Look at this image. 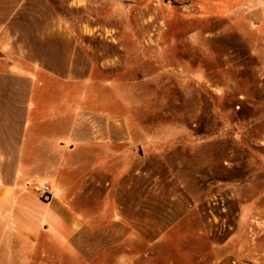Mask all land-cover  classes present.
I'll return each mask as SVG.
<instances>
[{
	"label": "rangeland",
	"instance_id": "rangeland-1",
	"mask_svg": "<svg viewBox=\"0 0 264 264\" xmlns=\"http://www.w3.org/2000/svg\"><path fill=\"white\" fill-rule=\"evenodd\" d=\"M24 103L83 219L51 264H264V0H0Z\"/></svg>",
	"mask_w": 264,
	"mask_h": 264
},
{
	"label": "crops",
	"instance_id": "crops-1",
	"mask_svg": "<svg viewBox=\"0 0 264 264\" xmlns=\"http://www.w3.org/2000/svg\"><path fill=\"white\" fill-rule=\"evenodd\" d=\"M24 104L23 113L0 111V264H51L53 246L66 248L83 230V219L62 199L64 189L57 182L56 193L51 187L46 197L37 191L48 186L36 180L45 179L46 169L50 173L51 138L37 154Z\"/></svg>",
	"mask_w": 264,
	"mask_h": 264
},
{
	"label": "built area",
	"instance_id": "built-area-1",
	"mask_svg": "<svg viewBox=\"0 0 264 264\" xmlns=\"http://www.w3.org/2000/svg\"><path fill=\"white\" fill-rule=\"evenodd\" d=\"M38 192H40L41 194H43V196H48L50 193V188L47 185H43L40 188H36Z\"/></svg>",
	"mask_w": 264,
	"mask_h": 264
}]
</instances>
